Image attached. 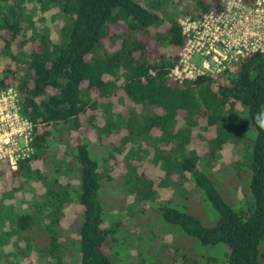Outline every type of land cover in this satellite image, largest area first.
I'll return each mask as SVG.
<instances>
[{
    "label": "trees",
    "instance_id": "16d2710c",
    "mask_svg": "<svg viewBox=\"0 0 264 264\" xmlns=\"http://www.w3.org/2000/svg\"><path fill=\"white\" fill-rule=\"evenodd\" d=\"M31 1L0 0V61L8 58L0 68V92L16 88L20 114L31 126L28 151L19 156L10 174L12 180L22 181L9 195L27 188L31 181L39 183L43 191L22 213L7 207L8 197L0 193V225H9L7 230H0V250L13 236L37 232L39 241L45 243L39 255L46 264L62 263L67 251L62 221L72 202V191L61 183L59 175L65 166H72L79 178L74 203L82 208L78 264H116L111 249L118 223L104 226L98 197L104 177L99 162L89 153V144L84 141L67 147V161L63 154L49 152L53 132L80 133L89 126L100 141L114 139L120 131L127 133L119 146L114 144L119 154L127 144L150 143L153 133H159L158 141L172 147H156L153 151L166 177H179L176 195L183 200L188 193L183 185L192 183L218 219L214 226L206 227L179 205L155 203V184L127 161L124 187L132 194L135 206L154 203L167 224L180 228L200 245H221L222 255L209 264L218 259L221 264H258L259 245L264 240V55L251 52L229 64L220 75L175 83L168 75L177 57L150 55L156 43L174 51L184 46L186 36L178 17L198 21L211 10H224L226 0H179V5L174 0H36L38 7L29 8ZM240 1L253 6L258 0ZM160 6L166 7L168 27L164 33H152L150 30L160 21ZM48 8L58 9L61 17L56 43L33 19ZM111 34L119 44L108 51L101 49L102 40ZM117 91L133 108L141 107L146 113L138 114L134 109L127 116L114 115L108 101ZM238 106L245 121L233 124L228 115L239 112ZM99 110L104 111L100 126L92 117ZM201 122L202 129H211L214 136L204 141L206 149L200 154L187 146ZM241 143L249 147L241 160L250 174L249 192L254 203L249 208L234 209L198 169V163L201 156L207 157L208 163L216 162L227 145L241 152ZM46 154L54 167L52 176L33 167ZM133 154L128 151L124 159L129 160Z\"/></svg>",
    "mask_w": 264,
    "mask_h": 264
},
{
    "label": "rangeland",
    "instance_id": "374dc122",
    "mask_svg": "<svg viewBox=\"0 0 264 264\" xmlns=\"http://www.w3.org/2000/svg\"><path fill=\"white\" fill-rule=\"evenodd\" d=\"M173 3L179 5V0H174ZM33 6L38 7L36 0L28 4L29 8ZM224 6L227 9L225 11L226 17L230 19V15L234 17L239 15L243 4L236 0H226ZM165 8L160 6V10L157 11L160 21L157 26L150 30L152 33H164L166 31L168 22L164 13ZM57 11L58 9L56 8H48L46 12H39L33 17L37 27H45L44 30L47 29L49 31V35L55 43L59 41L58 32L62 26L61 17ZM219 15L211 10L203 14V19L201 18L200 22H191V19L186 16L178 17L177 20L184 28V31L191 29L190 33H192V28L195 26V31L198 32L196 35L202 36L207 40L210 36L213 38L218 37L222 33L224 23L220 24L218 32H214V28L211 25L208 27L204 26V21L207 19L205 21V24H207V22ZM235 25H240V21L236 20ZM112 31H115V29ZM111 35L112 37L102 40L101 49L108 51L114 47L116 48V45L119 44L118 39L113 37V34ZM194 44L192 36L188 38L184 47L175 51L170 47H162L156 43L152 45L150 55L156 56L159 54V56L163 55L168 58L177 57L176 65H179V55L189 54L190 51H193ZM156 47L158 49L155 50ZM214 47L217 48L216 51L211 53L209 57H205L206 59H211L212 56H215L218 60L217 68L211 69L213 72L212 74L209 73L210 76L220 75L222 72L219 73L218 69L222 71L224 66L228 62L230 63V60L231 62L234 61L237 58L235 55L238 54L240 49L234 42L230 47L225 48L222 47L221 43L214 42ZM203 59L204 57L200 56L193 58L191 61L198 68L191 70V73H189L188 69L184 73H189L191 76L200 74L204 70L202 67ZM7 62L8 58L3 57L0 61V68H4ZM168 78L171 83L178 82L179 69L170 72ZM14 93H16L17 97H14ZM10 101H14L17 105L20 103L18 91L14 86L0 93V110L3 111L0 114V193L8 197L5 201L7 207L11 206L13 212L22 213L28 209V205L32 201L40 197L43 190L39 183L31 181V185L25 186L27 188H22L23 190L9 195L12 188L18 187L22 181L17 182L12 180L10 174L11 171L15 170L16 159L20 155L27 153V144L31 132L29 127L23 122L15 128L17 132L9 130L10 127L12 128L16 124L12 119L2 122ZM108 103H111L110 111L114 115L121 114L127 116L134 109V112L138 114L146 113L141 107L133 108L125 99H122L121 91H117L116 95L114 94L110 97ZM237 109L239 112H229L228 115L233 124L245 121L242 112H240L242 108L238 106ZM92 117L98 126L104 123L103 110L93 112ZM203 124L204 122H201L200 126L194 130V133H191L190 142L187 146V149H194L199 151L200 154L206 149L204 141L214 136L211 129H202L201 126ZM80 131V133L76 131L53 132V136L49 137V141H51L49 152L61 156L63 154L64 159L67 161L68 156H65L67 147H75L84 141L89 144V153L99 162V169L102 171L104 177L101 179L98 194L104 212V226L107 227L118 223L116 241L111 249V257L116 264H209L208 261H212L213 258L216 259L220 257L218 255H222L223 248L221 245L202 246L193 238L183 234L180 228L167 224L156 211L154 203L146 202L135 206L136 202L133 200L132 194L127 192L124 187L126 163L128 161V163L137 166L139 174H143L155 184L154 187L157 192L155 203L164 201L163 203L167 204L170 201L197 218L204 226L212 227L216 224L218 219L217 214L203 200L201 192L194 188L192 183L185 182L183 185L188 192L183 196V200L176 195L175 191L177 186H179V177H175L174 175L170 178L166 177L161 167V161L153 151L156 147L162 149L172 147L158 141L160 137L159 133H153L151 136L153 139L150 140V143L137 142L132 143V145L127 144L124 147L123 153L119 154L114 151V147H116L114 144H118L119 146L120 140L127 133L120 131L115 135L114 139L108 138L100 141L96 140V135L89 126H85ZM248 149L247 143L243 144V151L241 152L235 150L234 146L227 145L216 162L212 160L208 163L207 157L201 156L198 163V169L212 180L224 201L234 209L249 208L254 203L253 197L249 192L250 174L247 171L245 163H242L241 160V157L246 155ZM128 151L134 154L129 160H125L124 156ZM33 167L45 175H54V167L48 161L47 154L38 161H35ZM59 179L64 186L67 185L68 189L72 191V202L65 209L62 221V240L65 242L67 251L65 257L62 258L61 264H78L77 235L82 224V208L77 203H74L76 193L79 191V178L76 168L71 166L68 169L65 166L59 175ZM165 183L167 185H164ZM9 213L12 214L10 211ZM8 227L7 223H3L0 225V230H7ZM44 244V241H39L37 232H34V234L32 232H25L21 236H13L10 238L9 243L4 245L5 247H2L0 250V264H46L47 260L39 255V252H44L42 249L45 247ZM51 249V252L55 250L53 247ZM215 264H221L220 259ZM258 264H264V240L259 245Z\"/></svg>",
    "mask_w": 264,
    "mask_h": 264
},
{
    "label": "built area",
    "instance_id": "2783aa9c",
    "mask_svg": "<svg viewBox=\"0 0 264 264\" xmlns=\"http://www.w3.org/2000/svg\"><path fill=\"white\" fill-rule=\"evenodd\" d=\"M236 1L243 4L242 9L240 10L238 16L234 17L230 15L231 17L230 19H228L225 13L227 9L224 6V10L220 12H216L213 10L216 14H220L218 17H216L217 16L216 15L215 18L211 19L209 22H207V24H205L206 23L205 21H207V19L204 21V26L208 27L209 25H211L214 28V32H218V30L220 29V24L224 23L222 33H220L218 37L213 38L210 36L206 40L204 39V37L202 36L200 37L196 35V33L198 32L195 31L196 28L195 26H193L192 28V33H190L191 29H188V31H184L183 28L184 34L186 36L185 44L187 43L188 38L192 36L194 38V42L196 45L195 44L193 45L192 48L193 51H190L189 54L188 53H185L183 55L180 54L179 65L178 64L175 65L174 68L171 70V72H173L179 69V82H182L185 79L194 80L199 76L207 75L209 73L212 74L213 71H211V69L217 68V61H218L217 57L212 56L211 59H206L205 57H209L211 53H214L216 51L217 48L214 47V42L221 43L223 48L230 47L233 42L236 46L240 47L238 51L239 55L238 54L235 55L237 56V58L234 59V61L232 62L230 60V63L228 62L226 66H224V69L229 64L236 62L240 57H244L245 55L251 52L259 51L264 55V0H258L256 4L253 6H248L240 0H236ZM236 20L240 21V25H235ZM200 21L201 19L198 21H191V22H200ZM199 56L204 57L202 61L203 63L202 67L204 68V70H202L200 74L191 76L189 74L192 72L191 70L198 68L194 65V63L191 60ZM188 69H189V73H184ZM224 69L222 71H219L218 69V72L219 73L223 72ZM14 97H17L16 93H14ZM2 113L3 111L0 110V114ZM10 119L16 122L14 127L12 128L10 127L9 129L10 131H14L16 127L21 125L22 122L27 127H29V130H31V126L29 125V123L20 114L19 105H17V103H14V101H10L9 107L4 113L2 122H5L6 120L8 121ZM15 132L17 131L15 130Z\"/></svg>",
    "mask_w": 264,
    "mask_h": 264
},
{
    "label": "clouds",
    "instance_id": "9594fccd",
    "mask_svg": "<svg viewBox=\"0 0 264 264\" xmlns=\"http://www.w3.org/2000/svg\"><path fill=\"white\" fill-rule=\"evenodd\" d=\"M261 127H264V124H262Z\"/></svg>",
    "mask_w": 264,
    "mask_h": 264
}]
</instances>
